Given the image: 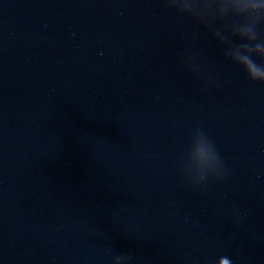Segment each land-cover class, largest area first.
I'll return each mask as SVG.
<instances>
[{"label": "water", "instance_id": "obj_1", "mask_svg": "<svg viewBox=\"0 0 264 264\" xmlns=\"http://www.w3.org/2000/svg\"><path fill=\"white\" fill-rule=\"evenodd\" d=\"M171 4L0 0V264H264V8Z\"/></svg>", "mask_w": 264, "mask_h": 264}, {"label": "clouds", "instance_id": "obj_2", "mask_svg": "<svg viewBox=\"0 0 264 264\" xmlns=\"http://www.w3.org/2000/svg\"><path fill=\"white\" fill-rule=\"evenodd\" d=\"M167 2L172 6L171 0H167ZM181 2H184V0H181ZM210 2L211 0H186L187 7L185 8V11H194L200 6H207ZM239 6L258 10L264 8V0H239ZM244 31L245 33H252L249 37L250 40L257 39V34L253 33L252 29L249 28ZM236 49L237 50L235 54L231 56V59L243 66L250 79L264 82V45L259 43L255 45L251 43H242L236 45ZM253 53L259 55L262 61L261 63H257L252 59ZM201 135L207 143V137L203 133ZM206 151L205 147L201 148L202 153H205ZM128 258L131 259V256Z\"/></svg>", "mask_w": 264, "mask_h": 264}]
</instances>
